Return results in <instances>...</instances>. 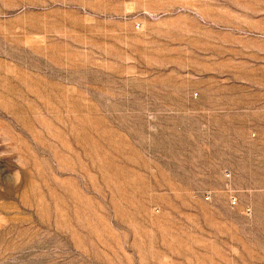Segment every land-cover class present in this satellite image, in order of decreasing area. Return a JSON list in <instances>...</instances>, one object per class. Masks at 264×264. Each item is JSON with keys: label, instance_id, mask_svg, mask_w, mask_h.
I'll return each mask as SVG.
<instances>
[{"label": "rangeland", "instance_id": "374dc122", "mask_svg": "<svg viewBox=\"0 0 264 264\" xmlns=\"http://www.w3.org/2000/svg\"><path fill=\"white\" fill-rule=\"evenodd\" d=\"M0 264H264V0H0Z\"/></svg>", "mask_w": 264, "mask_h": 264}]
</instances>
